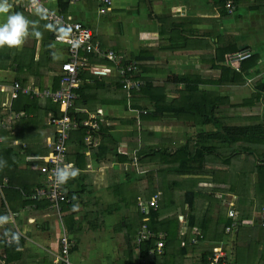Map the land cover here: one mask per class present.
Instances as JSON below:
<instances>
[{"label": "crops", "instance_id": "crops-1", "mask_svg": "<svg viewBox=\"0 0 264 264\" xmlns=\"http://www.w3.org/2000/svg\"><path fill=\"white\" fill-rule=\"evenodd\" d=\"M9 2L11 12L37 22L40 35L29 36L20 49L9 52L7 64H0L1 87L12 89L18 83L23 90L32 91L30 95L19 92L17 99L11 91H0V159L7 162L0 168V182L8 180L0 192V216L9 218L0 226V264H61L57 259L64 236L72 244L68 255L72 264H205L207 256V264H211L217 248L226 254L225 264H264V228L259 220L264 208V167L258 169L254 160L244 183L239 182L240 176H236L237 182L233 177L235 187L223 181L211 183L209 175H203L194 178L199 183L192 187L195 181L189 177L183 183L189 187L185 191L176 182L162 188L161 173L175 172L177 163L171 157L166 168L156 159L160 149L176 155L177 148L194 139V128L197 135L212 130L206 131L209 125L194 126L197 123L191 116L160 115L153 120L154 103L141 94L142 88L131 96L120 89V76L107 60H89V66L110 69L106 76L93 75L91 67L80 71L77 101L85 98L88 102L79 104L75 116L94 120L99 129L77 128L69 134L65 160L79 170L65 184L70 202L62 205L59 216L45 199H33L35 189L46 183L39 168L42 159L53 152L56 130L51 120L60 115L59 105L44 92L59 89L61 65L69 59V51L54 40L57 31L49 27L47 14ZM46 7L90 28L103 50L115 51L125 61L138 62L141 57L135 76L144 89L155 86L159 91L169 78L187 77L189 85H169L165 92L172 100L180 91L189 95V89H196L194 101L192 95L184 102L185 109L191 110L193 105L224 108L220 90L250 87L254 92L250 90L248 99L249 124L263 120L264 95L259 103L254 101V93L259 92L257 88L264 90V0H234L232 12L223 0H112V9L106 14L99 12L95 0L75 5L54 0ZM6 19L0 15V24ZM244 51L253 56L233 62L232 57ZM235 72L243 74L242 83L231 80ZM203 94H210L208 101L202 100ZM21 96L25 98L21 100ZM216 118L222 120L220 112ZM45 120L33 135L21 136L27 126ZM249 145L264 153V145ZM33 159L40 166L32 165ZM169 168L174 170L167 171ZM211 168L208 165L209 172ZM230 172L238 174L230 169L216 173L224 176ZM244 184L247 192L241 188ZM216 188H220L218 195ZM189 191L195 193L193 203L187 199ZM154 194H160V209L142 212L139 202L148 204ZM257 198L263 202L258 204ZM232 211L234 219L230 218ZM144 224L151 236L138 244L137 233ZM233 225L239 226L227 232ZM7 231L19 236L14 245L11 236L5 235ZM198 232L203 238L193 242ZM159 241L165 244L162 251L157 250ZM172 258L175 261L168 263Z\"/></svg>", "mask_w": 264, "mask_h": 264}, {"label": "built area", "instance_id": "built-area-1", "mask_svg": "<svg viewBox=\"0 0 264 264\" xmlns=\"http://www.w3.org/2000/svg\"><path fill=\"white\" fill-rule=\"evenodd\" d=\"M54 0H37V5L32 6L31 0H12V2L22 3L23 7L29 11H37V8L42 9L43 13L47 14L53 29L57 31L58 26H64L71 29V33L68 37L64 39H58L57 35L54 37V40L57 43L64 44L68 47L69 59L62 63L61 65V75L59 89L57 91L51 92L46 91L44 94L49 96L53 101L60 107V115L58 117H53L51 120L52 125L56 130L55 142L52 143L53 152L50 157L42 159L43 164L40 166V172L45 176L46 183L43 186H40L35 189L33 193V199L43 198L50 203L52 210L60 216L62 211V205L70 202L67 197L66 187L64 185H57L54 178V170L57 167H64L66 165H72L71 163L66 162L65 155L67 152V140L69 134L72 130L77 128H92L93 130H98L99 125L94 120L92 121H78L72 115V111L76 109L77 94L76 90L79 87V76L81 69L86 67H91L93 75L98 77H103L108 75L111 70L108 68H101L95 66H89V56L95 55L98 59L107 60L113 64V67L116 66V72L119 74L121 79V84L123 90L127 92L129 96L136 90H139L143 87V83L139 80L133 79L132 75L138 72L139 63L133 61H127L122 59L115 51H106L103 50L100 46L96 45L94 41L93 31L83 26L78 22H71L66 19L63 15L56 13L46 7V4ZM59 1V0H55ZM70 4L75 5L81 0H66ZM100 4L99 12L101 14H106L112 9V0H95ZM225 7L229 12L233 11L234 0H224ZM38 12V11H37ZM75 45V46H74ZM250 51H244L238 53L232 57L233 62H243L252 57ZM1 87V86H0ZM0 91L9 92L11 91L12 98L17 99L18 93L23 92L25 94H32L31 90H23L18 83H15L11 88L1 87ZM78 112V111H77ZM2 138H0V142ZM8 185V180L0 182V192L3 188ZM160 205V194H154L149 200L148 204H145L143 201L139 202V207L142 212H146L148 208L157 210ZM230 218H236V214L232 211ZM260 225L264 228V208L261 209L259 213ZM239 225H233L227 227V232H232L234 228ZM151 236V231L147 224H144L139 236L137 237L138 244L149 239ZM203 235L198 232L197 237L193 239V242H196L198 239H202ZM61 256L57 259L58 263L61 264H72L71 260L68 258L69 252L72 249V244L67 237L61 238ZM164 241L157 242V250L162 251L164 249ZM226 254L219 248L214 250L213 257L210 258L211 264H225Z\"/></svg>", "mask_w": 264, "mask_h": 264}, {"label": "trees", "instance_id": "trees-1", "mask_svg": "<svg viewBox=\"0 0 264 264\" xmlns=\"http://www.w3.org/2000/svg\"><path fill=\"white\" fill-rule=\"evenodd\" d=\"M223 3H225V1L223 0ZM89 60L92 62V60H97L98 58L95 55H90L89 56ZM100 60V59H99ZM138 62L141 60V57L137 59ZM102 61V60H100ZM90 62V63H91ZM110 63V62H109ZM125 63H127V61H125ZM111 66H113L112 63H110ZM139 67V65H138ZM114 70H116V66L114 67ZM29 72L32 74V71L29 70ZM243 74L244 71H242ZM136 74V73H135ZM135 74L132 75L133 79H139L138 76H135ZM243 74H238V73H234L231 80L235 81V82H243L244 81V77ZM246 78L247 75L245 74ZM19 82H21V79H18ZM191 82V80L187 77H179V76H173L171 77V79L169 78V80L166 82L165 87L163 88H157L159 89V91L156 90L155 86L152 87H148L146 89H144V86L141 87L143 89L140 88V90L142 91L141 94L144 93V97L148 98L149 101H151L152 103H154V107H155V112H154V116H152L153 120L156 119V117L160 118L161 117H169V115H182V116H191L194 119V122L197 123L196 125H202V126H208L212 127V132H205V133H201L198 134L196 136V139H192L190 138L187 142L183 143L179 148L176 149V152H178L176 155L174 153H169L168 150L165 149H160L159 151V155L162 159H166V160H171V157L174 158V160L177 163V167H176V172L179 173L182 176H188L190 178L193 179V181H195L197 184L199 183L198 180H195V177H200L205 175L206 177L209 175L210 177V182L211 183H218L219 181H223V182H228L229 184L232 185V187H235L231 182H233V177L236 175H234L233 173H228L224 176H221L219 174L216 173V160L214 159L213 161L209 162V158L211 157L214 158H221L222 154L219 152L222 148L225 149H229L232 150L230 153H228L227 156H232L234 154H244L245 156L247 155L248 157L254 158V160L257 162V168L261 169L262 167H264V153L259 154V150H255V149H251L248 146H242L241 144H256V145H264V118L262 121H259L256 124L250 125V124H246V125H231L228 122H224L218 118H216V114L219 112L220 109H217L216 106H208V108H203L201 109L199 106H194L191 110H189V108L186 110L185 106H184V102L185 99L187 97V99L190 98V96L194 95L193 97V101L195 99V94L196 93V89H192L188 91V93L190 91H192L191 94L186 95L187 93H184L183 91H180V97L176 100V99H172L169 100L168 95L165 92V88H167L169 85H189ZM22 86L24 85V82L22 81V83H20ZM121 88H123L122 84L118 85ZM24 87V86H23ZM150 89L152 92H149ZM28 90V89H26ZM173 90V89H172ZM257 91H259L258 93H254V101L256 100L257 102H261L262 101V96L264 95V90H260V89H256ZM79 90H77L78 95H81L80 92H78ZM160 91H162V93L159 95L158 93H160ZM139 93V92H137ZM136 94V92L134 93ZM30 95V94H27ZM210 94H203L201 96L202 100L204 101H208ZM21 100L23 98H25L24 96H21ZM83 97V96H82ZM160 98V99H159ZM159 99V100H158ZM20 100V101H21ZM166 101V102H165ZM170 101H172V104H175V106L170 104ZM179 101L181 102V105L179 103ZM198 101V99H197ZM83 102H88V100H86L85 98L83 99ZM82 101L78 100L76 101V109L77 107L79 108V104L80 105H84L85 103H83ZM177 102L179 104H177ZM251 104L253 105V100H251ZM241 108H248L250 106V102L247 101H243L240 105H238ZM73 110L72 111V115L73 117H75L78 121H82L79 120L81 118L75 116V112H77V110ZM87 115H82V117L86 118ZM147 118L150 120L151 118L147 116ZM219 152V153H218ZM230 154V155H229ZM230 157H227L226 160H224L225 164H227L228 166H231V161H228ZM250 159V158H249ZM254 161V162H255ZM173 163V162H172ZM212 164V168H211V172H209L207 174V166ZM174 168H169L167 169L170 170ZM232 170V169H230ZM209 171V170H208ZM170 172V171H169ZM248 175H241L240 178L241 180H243L242 182L244 183V181L247 179ZM245 179V180H244ZM209 181V180H208ZM242 183V184H243ZM241 188L243 189V186H241ZM235 188H232L231 192H235ZM244 190V189H243ZM187 199L193 203V199L195 198V193L192 191H189L186 193ZM160 207V205H159ZM191 207V205L189 206ZM160 208H158L155 211H158ZM195 212V207L193 208V211ZM192 216V215H191ZM151 227L153 228V223H151ZM6 233H8V237H10L13 233L7 231ZM13 241V245L15 244L14 240ZM9 246V245H8ZM151 247V246H149ZM9 247H7L6 252H9ZM207 255V254H206ZM208 258V256H207ZM207 258L205 260V264H207Z\"/></svg>", "mask_w": 264, "mask_h": 264}, {"label": "rangeland", "instance_id": "rangeland-1", "mask_svg": "<svg viewBox=\"0 0 264 264\" xmlns=\"http://www.w3.org/2000/svg\"><path fill=\"white\" fill-rule=\"evenodd\" d=\"M15 51L14 49H9L7 47L5 48H0V55H2V57H0V64H7L9 61L7 60V56L10 54L9 52ZM15 57L17 59H21L22 56L21 55H15ZM4 58V59H3ZM159 87V86H158ZM250 90H252L254 92V89L250 87H241V88H233V87H225L224 90H220L223 94V99H224V108L220 109V113L222 116V121L224 122H228L231 125H246L249 124V114L250 111L248 110V108H241V109H235L233 108V105L237 106L240 105L243 101H247L250 98ZM180 97V96H179ZM176 97V100L179 98ZM94 103V101H93ZM180 105L181 102L179 101ZM96 104V103H94ZM153 105H150V107ZM233 108V109H232ZM43 124H46V120L44 122L41 123H34V124H30L29 126H27L28 128L25 129L24 133L21 134L22 137H30L31 135H33V133L35 131L38 130V128H42L41 126ZM192 126V125H190ZM187 130H191V128L189 126H187ZM212 130V127H208L206 128V131ZM197 133V128H194L192 131V136L196 139V134ZM41 133L39 132V135ZM242 146H248L250 148V145L247 144H241ZM260 146V145H257ZM232 150L229 149H225L222 148L219 152L222 154V157L219 158H209V162L213 161L214 159L216 160L217 166H216V172L217 171H221V170H235L238 174H234V175H238L241 176L243 175V173H245L246 175H248L251 169H253L254 166V159L251 157H248L247 155L245 156L244 154H234L230 157L228 161H231V166H228L227 164H225L224 160L227 159V157L225 155H227L228 153H230ZM218 152V153H219ZM230 155V154H229ZM250 158V159H249ZM156 159L161 161L162 164L168 168V163L166 159H162L160 157V155L156 154ZM32 165L33 163H35L36 165L40 166L41 162L37 161L35 159L31 160ZM210 167H212V164L209 165ZM164 168V167H163ZM208 168V166H207ZM207 173H209V171L207 170ZM188 180H185L187 179ZM161 179L162 181H160V186L162 188H165L166 186L170 187L171 182L172 184L174 182H176L178 184V186L180 187V190L185 191L187 190L189 187H185L184 184H186L189 181V177L188 176H182L179 173L172 172V173H166V172H162L161 173ZM205 180H208L207 178H204ZM243 180H239V182H242ZM234 182H237V178H234ZM252 183V181H249L248 183ZM184 183V184H183ZM196 182H192L190 184V186H195ZM190 187V188H191ZM247 188L248 186H245V184L243 185V189L247 192ZM220 188H216L215 189V194L218 195L220 193ZM167 190V189H166ZM198 190V189H197ZM176 193V191H175ZM257 203L261 204L263 202V199L257 198ZM251 200V197L249 198V201ZM255 202V201H254ZM253 202V203H254ZM139 236V233H137V237ZM201 243V242H200ZM173 261H175L174 258L172 259H168L167 262L168 263H173ZM189 262H192L191 260H189Z\"/></svg>", "mask_w": 264, "mask_h": 264}, {"label": "clouds", "instance_id": "clouds-1", "mask_svg": "<svg viewBox=\"0 0 264 264\" xmlns=\"http://www.w3.org/2000/svg\"><path fill=\"white\" fill-rule=\"evenodd\" d=\"M31 5L36 6L37 0H31ZM13 5L9 0H0V15H6V22L0 24V48L20 49L29 36H39L37 31V22L30 21L20 12H11ZM38 12H43L42 9L37 8ZM41 18H45L41 15ZM49 27H52L49 25ZM58 39H64L71 33L70 28L58 26ZM75 46V45H74ZM6 161L0 159V168L6 166ZM79 170L72 165L64 167H57L54 170L55 183L57 185H64L70 179L78 176ZM9 220L8 216H0V226H3ZM7 236L8 233H5ZM12 240L18 241L19 236L15 233L11 235Z\"/></svg>", "mask_w": 264, "mask_h": 264}]
</instances>
